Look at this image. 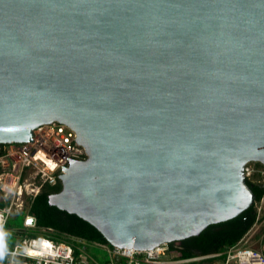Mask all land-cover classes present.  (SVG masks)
Segmentation results:
<instances>
[{
	"label": "water",
	"instance_id": "obj_1",
	"mask_svg": "<svg viewBox=\"0 0 264 264\" xmlns=\"http://www.w3.org/2000/svg\"><path fill=\"white\" fill-rule=\"evenodd\" d=\"M55 121L87 157L49 204L112 246L237 217L264 165V0H0V144Z\"/></svg>",
	"mask_w": 264,
	"mask_h": 264
},
{
	"label": "built area",
	"instance_id": "obj_2",
	"mask_svg": "<svg viewBox=\"0 0 264 264\" xmlns=\"http://www.w3.org/2000/svg\"><path fill=\"white\" fill-rule=\"evenodd\" d=\"M76 138L74 129L55 121L36 128L33 142L0 144V242L12 212L26 209L45 186H56L61 182L59 175L68 166V157L86 159V149ZM255 173H260L264 178V169L247 164V179ZM263 201L264 197L262 204ZM261 209L260 206L258 218ZM36 222V216L31 213L26 215V227H36ZM239 244L230 247L224 254L214 253L187 259L170 256L171 260L167 256L173 251L167 243L148 250L112 246L109 251L117 259H124L126 264H173L215 256H223L225 264H264V251L240 247ZM0 255L8 256V264H79L73 245L45 236L23 237L12 250L0 249Z\"/></svg>",
	"mask_w": 264,
	"mask_h": 264
},
{
	"label": "trees",
	"instance_id": "obj_3",
	"mask_svg": "<svg viewBox=\"0 0 264 264\" xmlns=\"http://www.w3.org/2000/svg\"><path fill=\"white\" fill-rule=\"evenodd\" d=\"M257 168L264 169V165L261 164ZM248 183L256 194L254 205L231 220L210 225L200 235L184 239L181 246L170 243V249L173 252H177L180 259H187L214 253L224 254L230 247L238 245L248 232L264 217V215H261L258 218V204L261 203L264 197V178L260 173H255L253 177L248 178ZM61 188V182L56 186L47 185L39 195L31 200L29 204L30 213L37 218L36 226L46 233L45 235H36L34 237L45 236L71 245H73V239L87 243L109 244L101 232L93 225L75 214H70L49 204V195L60 191ZM257 239L260 240V245L263 246L264 227ZM75 255L78 258L79 254L76 248ZM0 256H2L0 264H8V256ZM218 261L220 264H225L223 256L193 261L190 264H216Z\"/></svg>",
	"mask_w": 264,
	"mask_h": 264
},
{
	"label": "rangeland",
	"instance_id": "obj_4",
	"mask_svg": "<svg viewBox=\"0 0 264 264\" xmlns=\"http://www.w3.org/2000/svg\"><path fill=\"white\" fill-rule=\"evenodd\" d=\"M249 165L261 166L259 162H251ZM263 165V164H262ZM253 177V176H252ZM261 209V215H264V201L263 204H258ZM30 214L29 206L21 212H12L9 216L7 226L4 232V237L0 242V249L12 250L17 243H20L23 237H34L36 235H45L44 231L39 227L28 228L26 227V215ZM264 227V217L248 232L244 237V240L240 247L247 246L255 250L263 251L264 247L260 245V240L257 238L262 233ZM247 242V243H245ZM73 246L78 250V263L79 264H126L124 259H117L109 251L111 244H97V243H87L78 239H73ZM111 245V246H110ZM167 256L168 260L172 257L176 259L178 257L177 252L169 253ZM174 255V256H173ZM172 256V257H170ZM2 256H0V259ZM190 261L178 262L173 264H190ZM220 264V262H216ZM232 264H236L233 262Z\"/></svg>",
	"mask_w": 264,
	"mask_h": 264
},
{
	"label": "flooded vegetation",
	"instance_id": "obj_5",
	"mask_svg": "<svg viewBox=\"0 0 264 264\" xmlns=\"http://www.w3.org/2000/svg\"><path fill=\"white\" fill-rule=\"evenodd\" d=\"M173 243H175L176 245H179V246H181V245H183V240H181V241H178V242H173Z\"/></svg>",
	"mask_w": 264,
	"mask_h": 264
},
{
	"label": "bare ground",
	"instance_id": "obj_6",
	"mask_svg": "<svg viewBox=\"0 0 264 264\" xmlns=\"http://www.w3.org/2000/svg\"><path fill=\"white\" fill-rule=\"evenodd\" d=\"M127 249H131V248H127Z\"/></svg>",
	"mask_w": 264,
	"mask_h": 264
}]
</instances>
